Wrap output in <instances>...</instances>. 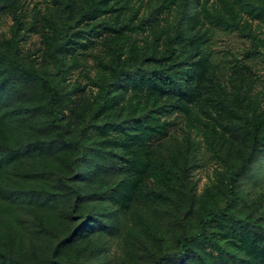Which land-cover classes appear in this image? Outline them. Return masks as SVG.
<instances>
[{"label": "rangeland", "instance_id": "1", "mask_svg": "<svg viewBox=\"0 0 264 264\" xmlns=\"http://www.w3.org/2000/svg\"><path fill=\"white\" fill-rule=\"evenodd\" d=\"M64 2L0 0V139L18 149L0 164V249L31 264H153V255L178 250L183 227L194 231L205 213L225 207L228 168L249 149L233 124L264 132V0ZM88 6L102 13L87 18ZM91 27L95 33L81 47L77 41L86 39L76 35ZM176 32L195 41L209 35L214 63L196 99L162 116L179 96L128 79L139 77V62L144 71L172 62L185 68L197 59L184 60L188 42L168 47ZM54 33L68 44L57 56ZM150 49L157 58L142 60ZM250 50L261 55L245 57ZM9 55L54 81L62 97L59 125L50 123L46 90ZM120 67L127 73L114 81ZM60 130L82 144L60 142ZM235 188V203L206 227L225 242L227 261L187 237L202 259L166 264H264L254 238L264 233L251 222L264 225V146Z\"/></svg>", "mask_w": 264, "mask_h": 264}, {"label": "trees", "instance_id": "2", "mask_svg": "<svg viewBox=\"0 0 264 264\" xmlns=\"http://www.w3.org/2000/svg\"><path fill=\"white\" fill-rule=\"evenodd\" d=\"M62 6L65 5L64 0H58ZM3 6L0 4V9ZM102 13V9L100 7H91L88 6L83 9L82 15L87 18H93ZM66 20V17H63ZM213 21L215 25H220V27L224 30L230 29L231 23L227 22L225 19L214 17ZM101 27L105 30L111 31L112 24L111 22L100 21ZM144 23V22H143ZM142 23V24H143ZM65 25H68L65 23ZM71 27V26H69ZM139 27V26H136ZM97 31V30H96ZM95 32H92V27L81 31L76 35V39H86L84 42L77 41L81 45V47H88V42L90 41V37L93 36ZM100 31L96 32V35H99ZM63 36H57L55 33L53 34V41L51 45V52L53 55L57 56V52L60 49H65L68 44H66V40L62 38ZM89 39V40H88ZM210 36L207 35L202 37L200 40L195 41L193 37L186 36L181 32H176L173 36H169L167 41L169 42L167 45L170 47L171 44L182 41L183 43L188 42L191 46L189 51L184 56V60L187 58H194L196 56L197 59L192 60L190 65H187L185 68L178 69L175 62L169 63L167 66H160L159 68H154L152 70H144L140 67V62L135 65L136 70L138 72L139 77H130L128 79V83H131L134 87L146 88L156 92L157 94H169V89L173 91L172 97L179 96L176 101L166 104L164 108L161 110L162 116H167L165 113H172L173 111H181L187 108L188 103L194 101L196 99V95L200 92V88L203 87V79L206 72V68L208 64L214 63L212 51L208 48L207 43L209 42ZM194 45V46H193ZM170 49V48H168ZM256 54H260L258 50H250L246 53L245 57L254 56ZM261 55V54H260ZM9 60L13 63V67H15L18 71L25 73L34 79H36L40 85L46 90L49 98V105L47 107L48 112L51 114L50 123L53 125H59L58 122L61 118L62 112L59 108V105L62 101V97L59 93V90L54 83L53 80L44 77L42 73H36L32 70L25 68L14 56L9 55ZM155 57L154 50H147L142 58V60H153ZM264 58V57H263ZM237 61V60H236ZM241 65H246L242 63ZM224 67L221 63L219 66ZM249 67V66H248ZM250 68V67H249ZM173 70H175L173 72ZM127 73L126 68L120 67L116 69L114 74V81L120 79L121 75ZM184 77H187V80H184ZM107 91L104 93L106 94ZM175 98V99H176ZM104 105V99L99 104L97 110H99ZM235 127L239 128L241 132H243L249 139V149L247 150L246 155L243 159L235 166H229L228 168V177H227V185H226V194H227V203L225 205L226 208L232 206L235 203V199L237 197L236 191V183L240 179V177L247 172L251 163L255 159L258 151L262 146H264V132L258 130L255 127H250L246 123H235L233 124ZM1 130V123H0ZM64 130H60L57 133L56 139L62 143H71L81 145L82 142L80 139L67 138L63 135ZM144 137V136H143ZM38 143H42L41 140H37ZM50 143L54 142V140H49ZM18 153V149L11 147L7 144L6 139H0V164L2 163L3 158H7L11 160V157H15ZM128 181V180H127ZM131 182H126L125 185H130ZM224 208L209 211L205 213L198 221L197 229L194 231H189L186 227H183V234L177 238L178 250L165 254V255H153V264H166V261L173 260L175 258H183V257H195L198 259H202V256L191 246H188L185 243V239L189 237L192 240H196L199 242H203L208 244L210 247L215 248L219 255L226 259V256L230 253L225 246V242L219 241L215 238L207 229V225L218 220L219 218H223L226 215V210ZM252 226L260 227L264 233V225L260 224L258 220H251ZM255 241L257 245L260 247L259 251L264 255V235L256 236ZM234 262V261H233ZM53 263H56V260H53ZM0 264H31L27 261H24L18 257H14L13 255L6 253L0 249Z\"/></svg>", "mask_w": 264, "mask_h": 264}]
</instances>
